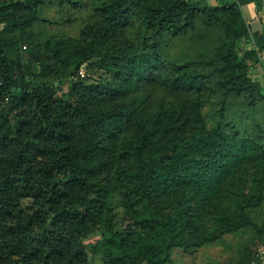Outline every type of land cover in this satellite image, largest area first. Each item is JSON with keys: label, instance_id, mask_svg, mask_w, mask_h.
<instances>
[{"label": "trees", "instance_id": "1", "mask_svg": "<svg viewBox=\"0 0 264 264\" xmlns=\"http://www.w3.org/2000/svg\"><path fill=\"white\" fill-rule=\"evenodd\" d=\"M41 1L0 0V264H89L82 239L94 230L102 264H167L185 247L191 193L224 195L234 212L217 225H250L264 242V217L251 218L264 196V86L249 76L264 35L241 8L258 1L93 0L101 20L81 39L27 49ZM133 19L137 46L115 42ZM217 26L212 50L163 54L164 40ZM238 109H263V122L240 132Z\"/></svg>", "mask_w": 264, "mask_h": 264}, {"label": "rangeland", "instance_id": "2", "mask_svg": "<svg viewBox=\"0 0 264 264\" xmlns=\"http://www.w3.org/2000/svg\"><path fill=\"white\" fill-rule=\"evenodd\" d=\"M93 8V0H42L37 6L36 19L30 28L31 37L24 45L28 49L36 42L45 40L81 39L87 27L101 20L100 15ZM138 24V20L133 19L131 23L117 28L114 41L136 47L139 40ZM222 36L223 30L217 26L199 40L195 37L164 40L163 54L170 60L184 62L203 50H212L219 44ZM55 83L62 91H66L69 79L65 77L60 81L55 80ZM143 92L149 93L153 100L159 97L156 90L147 88ZM236 112L237 115H241L242 112V115L236 117L234 121L235 125L239 126L240 132L249 128L252 122L260 124L263 122V109L250 115L239 109ZM245 116L247 120H244ZM239 176L242 178V186L245 187L251 176L249 169L243 170ZM187 197L184 210L187 225L183 230L186 244L185 247H176L171 251L167 264H264V242L259 241L250 225L233 229L225 227L223 229L217 225L215 220L220 212L225 209L226 213L234 212L233 202L224 195L211 202H206L203 196L196 193H191ZM164 201L165 198L157 200L161 204ZM119 215H121L120 210ZM263 217L264 196L262 203L251 212L252 221L257 225L262 223ZM99 239L100 235L96 230L82 239L89 264H102V259L96 250ZM255 254L259 256V262L252 263L249 260Z\"/></svg>", "mask_w": 264, "mask_h": 264}, {"label": "crops", "instance_id": "3", "mask_svg": "<svg viewBox=\"0 0 264 264\" xmlns=\"http://www.w3.org/2000/svg\"><path fill=\"white\" fill-rule=\"evenodd\" d=\"M207 2L209 5H215L214 0H194ZM242 12L252 33L264 35V9L258 8V4L248 1L242 5ZM246 50H256V44L250 41L244 47ZM249 76L253 81L259 82L264 86V52L259 54L258 62L253 64L249 70Z\"/></svg>", "mask_w": 264, "mask_h": 264}, {"label": "built area", "instance_id": "4", "mask_svg": "<svg viewBox=\"0 0 264 264\" xmlns=\"http://www.w3.org/2000/svg\"><path fill=\"white\" fill-rule=\"evenodd\" d=\"M257 1H258V3H259L260 7H261L262 9H264V0H257Z\"/></svg>", "mask_w": 264, "mask_h": 264}]
</instances>
